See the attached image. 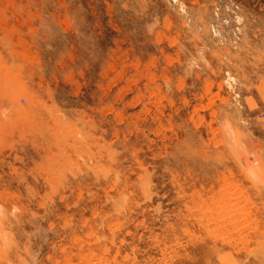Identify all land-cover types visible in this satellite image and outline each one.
I'll return each mask as SVG.
<instances>
[{"label":"rangeland","instance_id":"1","mask_svg":"<svg viewBox=\"0 0 264 264\" xmlns=\"http://www.w3.org/2000/svg\"><path fill=\"white\" fill-rule=\"evenodd\" d=\"M0 264H264V0H0Z\"/></svg>","mask_w":264,"mask_h":264}]
</instances>
